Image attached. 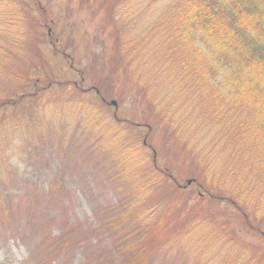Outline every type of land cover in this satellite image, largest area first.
<instances>
[{
    "label": "rangeland",
    "instance_id": "1",
    "mask_svg": "<svg viewBox=\"0 0 264 264\" xmlns=\"http://www.w3.org/2000/svg\"><path fill=\"white\" fill-rule=\"evenodd\" d=\"M168 1L163 0L160 4L166 8ZM20 2L24 7L22 11L28 15V33L22 35L20 48L11 47L1 58L0 100L11 97L10 93L16 94L17 91L12 92L17 90L14 86H11L14 90L7 92V85L19 84L26 76L30 79L25 94L29 93L31 97L0 110V158H5L0 165V231L8 225L3 223L6 217L11 220L23 215L24 219H20V226L17 225L20 235L6 234L5 238L0 234V264H30L34 247L43 248L45 239L59 237L65 228L68 231L81 229L67 238L61 237L63 243L59 252L67 251L71 246V251L67 252L69 262L56 252L52 264H99L101 258L105 259L106 245L115 240L112 231L116 229L112 221L122 212L116 205L134 181L130 175L133 163L127 156L129 151L126 147L121 149L110 138L113 122L119 118L128 121L120 122V132L129 141L140 142L141 146L147 130L137 124L152 121V131L146 136L147 148L143 150L146 158L136 152L132 157L145 175L150 170L154 153L157 165L169 166L178 182L183 184L188 177L197 174L192 162L195 153L189 152L195 149V142L189 136L188 124L196 122L197 138L204 133L197 123L198 100L196 104H190L177 98L180 88L186 89L185 83L181 82L184 78H179L161 92L173 95L168 112L181 129L180 122H186L184 129L179 131L173 122L166 127L163 120L150 118L153 115L147 108L148 98L153 99L155 91L148 90L151 85L147 81L155 89L159 86L157 76L145 72L136 58L143 23L136 29L129 23L126 28L121 23L115 25L106 21L105 12L89 7L86 1L74 5L69 0H40L47 13L42 27L38 22L42 20L38 5L32 0ZM132 14L131 19L142 21L141 11ZM1 21L0 30L6 28L8 32L4 34L11 33L13 29L9 23ZM143 33L147 34L146 30ZM160 99L164 101V98ZM50 102L57 104L41 119L40 109L44 106L50 109ZM152 104L161 105L159 100ZM5 128H11L10 136L2 135ZM184 133L188 135L191 149L182 137ZM228 154L231 156V152ZM208 177L215 184L213 194L202 203L198 201V217L193 227L206 214L212 221L227 223L226 226L233 230L231 222L237 210L228 191L236 185L234 190L246 189L244 204L247 205L243 210L264 234V180L254 171L250 174L224 167L217 168ZM222 182L227 188L219 187ZM190 188L194 190V184ZM130 191L132 188L128 193ZM195 192L198 193L197 188ZM160 196L165 202L163 208L170 196ZM153 197L154 194L148 193L143 200ZM136 202L134 207L137 208L141 203ZM191 204L193 202L187 207ZM164 209L156 210L157 222L164 226L167 221L173 226L176 217H164L168 215ZM49 220L52 227L46 225ZM28 222L30 225L24 229L23 225ZM32 224L39 228L38 234L33 235L28 230ZM201 228L198 254L195 251L194 257L186 252L193 243L170 241L171 236L164 226L165 230L156 234L153 247L146 243L148 260L154 264L162 261L168 264H202V261L247 264L246 247L243 245V249L237 242L221 240L220 244L207 245L202 250L208 240L220 234L208 233L207 238V228ZM180 232L188 230L176 231V236L182 238L186 233ZM78 233L79 241H71ZM259 238L264 241V235L260 234ZM202 239H205L204 243ZM212 248V254H205Z\"/></svg>",
    "mask_w": 264,
    "mask_h": 264
},
{
    "label": "trees",
    "instance_id": "2",
    "mask_svg": "<svg viewBox=\"0 0 264 264\" xmlns=\"http://www.w3.org/2000/svg\"><path fill=\"white\" fill-rule=\"evenodd\" d=\"M39 1L32 0L39 7L43 21L38 20V22L43 27L47 13L46 8L41 6ZM69 1L74 5L86 1L89 7H97L98 11L105 12L106 21H112L115 25L121 23L125 28L128 23L132 29L139 28L143 23V32L146 30L147 34L142 32L138 37L140 47L136 58L145 72H152L157 76L156 82L159 86L155 89L150 81H147L148 85H151L148 90L155 91L153 99L148 98L147 108L153 115L150 118L163 120L166 122V127H170L168 124L174 120L168 112V103L173 100V95L167 92L164 95L161 90L179 78H184L181 82L185 83L186 89L180 88L177 98L190 104H196V99L198 100L200 111L197 123L204 130V133L197 138L196 122L188 124L189 136L195 142V149L189 152L195 153L192 162L197 174L188 177L183 184H180L169 166L163 168L157 165L154 153H152L150 170L145 172V175H142L138 162L132 157L133 152H136L146 158L143 150L147 148L146 136L152 131V121L145 120L137 124L147 130L139 146L140 142L133 143L122 135L119 124L128 121L117 116L119 119L113 122L114 129L110 127L112 132L110 138H113V143L121 149L126 147L129 151L127 156H130L133 163L130 175L134 181L125 192L120 189L124 193L121 194L116 207L122 209V212H119L120 214L112 221L116 230L114 232L111 230L115 240L106 245L103 255L105 259L101 258L99 264H154L148 260L146 243L152 244L153 247L156 243V234H159L164 226L168 236H171L170 241L193 243L186 251L190 257L195 256V251L198 254V238L203 227L207 228V238L208 233L219 232L221 236L208 240L202 250H205L207 245L220 244L221 240L233 241L240 243L243 249L244 246L246 247L247 264H263L264 241L259 236L264 234L261 228L253 224L254 221H250L249 215L243 210L247 205L244 204L247 201L244 187L242 190H234L235 185L228 191L230 200L237 210L235 219L231 222L233 230L229 229L225 222L212 221L206 214L197 223L198 226L193 227V224H196L195 220L198 217L196 211V207H199L198 201L202 203L204 198H211L213 194L212 186L215 184L208 176L217 168L249 171L250 174L254 171L259 175V179L264 180V0H169L166 8L160 4L163 0ZM22 8L24 7L20 0H0V23L3 19L13 29L7 34H4L8 32L6 28L0 30V64L4 52L11 47L20 48L23 45L22 35L28 33V15L22 11ZM135 11H141L142 21L137 18L131 19ZM142 35H144L143 39H139ZM2 72L0 67V75ZM29 79L26 76L19 84L7 85L9 86L7 92L14 90L11 87L14 86L17 90L12 92L17 91V93H10L11 97L1 99L0 110L5 106H15L21 100L31 97L29 93L25 94ZM189 85L193 90H190ZM19 90L22 92L19 93ZM160 98H164V101ZM157 100L161 105L154 106L152 103ZM50 103V109H46L45 106L40 109L41 119L57 104ZM115 114L117 115V112ZM173 123L180 131L184 129L186 122H180L182 129L176 122ZM9 129L11 128H5L2 135L10 136ZM182 137L185 138L187 148L191 149L188 135L184 133ZM230 152L231 156L228 154ZM3 160L5 158L1 157L0 165L3 164ZM193 184L195 188L191 190ZM222 186L227 188L224 182L219 185ZM131 188L132 191L128 193ZM148 193L154 194V197L143 200L144 195ZM159 194L170 196L163 208L165 202ZM136 200L141 203L137 208L134 207V204H137ZM191 202L193 204L187 207ZM158 209L166 211L168 215L164 217L172 215L176 217L173 226L167 221L164 226L157 222L155 215ZM9 219L10 217L4 219L3 223L8 225L0 231V234L4 237L6 234L20 235V227L17 225H21L20 219H24L23 215ZM202 221L205 225H202ZM29 222L23 225L24 229L30 225ZM49 224L50 220L46 225L52 227L53 223ZM102 227L105 228L104 223ZM185 228L188 232L180 233H186V237L176 236V231ZM79 229L73 228L68 231L65 228L64 234L59 237L45 239L43 248L34 247L30 264H52L56 252L69 262L67 252L71 251V246H68L67 251L59 252L63 243L61 237L74 235ZM28 230L35 235L38 234L39 228L32 224ZM78 237L79 233L71 241L77 243ZM201 242L204 243L205 239ZM211 251L213 248L205 254H212ZM220 252L226 253L223 250ZM162 262L161 264H168L166 261ZM201 263L208 264V261Z\"/></svg>",
    "mask_w": 264,
    "mask_h": 264
}]
</instances>
